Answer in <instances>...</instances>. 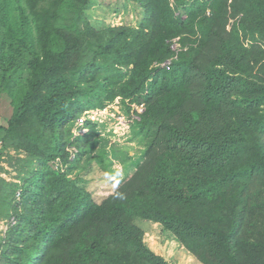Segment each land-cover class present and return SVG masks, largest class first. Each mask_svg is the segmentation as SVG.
I'll use <instances>...</instances> for the list:
<instances>
[{"label":"trees","instance_id":"trees-1","mask_svg":"<svg viewBox=\"0 0 264 264\" xmlns=\"http://www.w3.org/2000/svg\"><path fill=\"white\" fill-rule=\"evenodd\" d=\"M96 1L0 0V160L21 158L0 264H171L136 218L200 264H264V0H122L120 25ZM115 100L144 103L143 149L98 199L75 171L87 156L109 181L118 149L103 162L101 125L72 129Z\"/></svg>","mask_w":264,"mask_h":264},{"label":"rangeland","instance_id":"rangeland-1","mask_svg":"<svg viewBox=\"0 0 264 264\" xmlns=\"http://www.w3.org/2000/svg\"><path fill=\"white\" fill-rule=\"evenodd\" d=\"M122 0H97L90 10L91 20L93 22H103L108 25H120L122 23H133V11L130 3L127 9H122ZM130 103V102H129ZM12 107L10 99L3 93L0 98V124L4 123L11 115ZM96 123L100 126V137H104L107 145L104 148L105 158H110L112 147H116L119 152V160H115L112 164V169L115 173L112 174L111 180L102 178L103 173L94 170V167L88 166L86 160L87 156L79 163L75 174H82V178L89 181L90 189H92L98 199L109 194L116 184L126 181L131 172H133L135 162H130L128 159L129 152L134 158H140L142 151V142L140 137L135 134L133 122L126 115L124 107H122L116 100L106 107V111L97 113V115L90 114ZM84 131V132H83ZM82 132L85 133L86 129ZM72 132L75 135L79 134V130L73 127ZM74 135V134H73ZM105 145V144H104ZM97 146L101 147L98 141ZM126 154V155H125ZM11 158L4 155L0 160V179L6 182H18L15 178L17 172L15 166L18 159H21L10 153ZM123 160V162H122ZM90 162V161H89ZM127 164L126 167L124 164ZM94 166V164H92ZM126 169H125V168ZM89 170V171H88ZM88 171V172H87ZM73 174V175H75ZM6 193V191L4 190ZM16 199L17 196H16ZM3 203L0 201V238L3 237L10 218H5V212H9L8 194L4 196ZM135 224L145 231L144 241L148 247L157 255L162 256L171 264H200L192 256H190L181 245H179L174 238L164 232L160 226L150 221L136 218Z\"/></svg>","mask_w":264,"mask_h":264},{"label":"built area","instance_id":"built-area-1","mask_svg":"<svg viewBox=\"0 0 264 264\" xmlns=\"http://www.w3.org/2000/svg\"><path fill=\"white\" fill-rule=\"evenodd\" d=\"M116 101V100H115ZM129 107H130V113L128 115V118L133 121V119L136 118L134 112H136L137 114H140L142 111H143V108H144V103H140V104H136V103H129V101L127 102ZM102 111H106V108H103V109H93V110H88V111H85L82 116L76 121V124L74 126L75 130H79V134L78 135H82L84 134L83 130H85L86 128L84 127V123L86 120H90L92 122H97L94 120V118H92L90 116V114H93V115H97V113H101ZM83 131V132H82ZM86 132V131H85ZM74 134V136H78V135H75L74 132H72ZM70 151L72 152L73 149H70ZM58 166V161L55 162V167Z\"/></svg>","mask_w":264,"mask_h":264},{"label":"crops","instance_id":"crops-1","mask_svg":"<svg viewBox=\"0 0 264 264\" xmlns=\"http://www.w3.org/2000/svg\"><path fill=\"white\" fill-rule=\"evenodd\" d=\"M140 141L142 142V139L140 138ZM142 149H143V142H142ZM141 153H142V151H141ZM129 157H131L130 159H131V161L130 162H135V161H137L139 158H134V156H133V154L131 153V152H129ZM124 164V163H123ZM128 164V163H127ZM127 164H124V166L126 167V165ZM124 167V168H125ZM126 169V168H125ZM133 170H134V168H133ZM132 173V172H131ZM131 175V174H130ZM110 180H111V177H110Z\"/></svg>","mask_w":264,"mask_h":264}]
</instances>
